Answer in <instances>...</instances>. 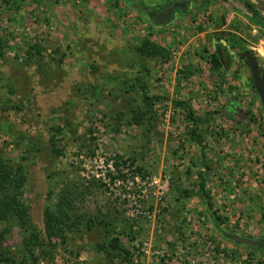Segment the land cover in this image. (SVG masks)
Segmentation results:
<instances>
[{
  "label": "rangeland",
  "instance_id": "1",
  "mask_svg": "<svg viewBox=\"0 0 264 264\" xmlns=\"http://www.w3.org/2000/svg\"><path fill=\"white\" fill-rule=\"evenodd\" d=\"M184 1L0 0V40L7 39L0 53V157L14 169L24 166L19 199L45 243L46 209L66 213V232L53 238V249L45 247L48 253L35 249L37 264H264V247L237 244L217 229L264 237V108L238 56L245 48L264 66V38L256 31L264 32V0H235L238 14L231 16L208 0L197 10L190 0L164 26L131 5L151 11ZM217 9L232 17L229 30L185 45L191 34L176 22L211 25ZM147 40L163 54L143 56ZM219 46L233 56L230 72L208 60ZM175 101L202 118L206 197L201 146ZM140 110L143 118L131 121ZM99 144L106 160L115 154L121 162L110 185L78 159L101 155ZM136 174L140 182L130 188L114 184ZM154 176L159 202L149 189ZM140 210L158 213L152 220ZM4 228L2 245L19 260L28 234L17 220L0 222ZM115 237L119 250L110 246ZM151 238L161 255L142 252Z\"/></svg>",
  "mask_w": 264,
  "mask_h": 264
},
{
  "label": "trees",
  "instance_id": "2",
  "mask_svg": "<svg viewBox=\"0 0 264 264\" xmlns=\"http://www.w3.org/2000/svg\"><path fill=\"white\" fill-rule=\"evenodd\" d=\"M161 9H153L151 10V13H157ZM5 41L7 39H2L0 40V53L2 54V50L5 44ZM4 43V44H3ZM37 50L39 48L37 47ZM247 50L245 48L242 49V51ZM140 51L143 52V56H151L155 54H163L164 49H162L160 46H157L150 41H146L144 45L140 48ZM223 51V52H222ZM241 52V51H240ZM233 56L228 52L227 48L222 49L220 46L216 49L215 53L210 54L208 56V60L211 63L212 67L214 70L222 69L224 72H226L228 66L232 62ZM248 66V62L242 58ZM249 67V66H248ZM253 89L254 86L252 85ZM255 91V89H254ZM256 92V91H255ZM257 94V93H256ZM144 100L146 102H149L152 100V97L146 95ZM175 106H184L185 109L187 110V118L192 125L193 129L190 130L189 135L194 140L197 142L200 146L201 149H204L203 146V136L200 132V125L202 118L199 117L196 113L194 108L189 105L188 102H183V101H175ZM144 114L143 112L137 111L135 112L133 119L131 121L134 122H139L143 118ZM203 166L206 171L210 169V166L208 164V161L206 160V154L203 151ZM125 163V162H123ZM126 164V163H125ZM117 168L119 169L120 163H117ZM27 180V173L24 168V166H18L16 169H14L11 166L6 165L3 163L1 157H0V222L6 221L10 222L12 220H17L21 228L27 233L25 237V247L27 253L24 254L19 260L16 259L13 253L7 251L2 245V239L4 236L9 232L8 228H4L3 231L0 232V264H37L39 261V256L36 255L35 249L39 248L40 251H43L46 253L47 251L44 250L45 247H47L49 250L54 248V243H52V240L54 237H58L59 235L64 234L67 230L64 228L63 222H64V217L65 212L61 211V213H57L54 211L52 208H47L45 212V233H46V243L42 240L41 238V231L38 230V228L33 224L30 218V207L21 202L19 199V193L20 190L22 189L23 185L25 184ZM207 183L208 180L206 177H202V182H201V189L203 194L207 195ZM66 201V197L61 196L60 198V203L63 204ZM59 203V208L58 210H63L62 205ZM101 225L104 227H107L109 223L105 222H99ZM87 228L91 229L93 226V222L89 221L87 222ZM74 226V225H73ZM216 226V225H215ZM217 229L221 232L222 235H224L227 238H230L234 235L231 233H228L219 227ZM264 238V237H262ZM51 241V243H49ZM233 241V240H232ZM119 239L115 237L113 240L110 242V246L114 250H119L121 249L119 246ZM234 242V241H233ZM236 243V242H235ZM101 249H106L104 244L99 245ZM51 248V249H50ZM259 247H256L258 249ZM48 250V251H49ZM125 253L130 254L129 250H126L125 248L122 249ZM48 253V252H47Z\"/></svg>",
  "mask_w": 264,
  "mask_h": 264
},
{
  "label": "built area",
  "instance_id": "3",
  "mask_svg": "<svg viewBox=\"0 0 264 264\" xmlns=\"http://www.w3.org/2000/svg\"><path fill=\"white\" fill-rule=\"evenodd\" d=\"M178 69V68H177ZM100 146V154L103 155H99V151L98 154H94V155H87V154H82L78 157L79 161L82 162V167H84V169H86L88 171L89 174H91L92 176L98 178V179H102L104 183L110 185L112 182L111 179V175L110 172H114L117 168V161H116V155L114 154L113 156H111L112 158H110V160H106V158L104 157L105 152L102 150V144H99ZM121 163V162H120ZM94 167L95 171H90L91 168ZM120 169V167H119ZM125 172V170H123ZM139 183L140 182V177L138 174H136V176H134V180L130 181H124V180H120V179H114V184L117 186H126L127 188H130V186H132L134 183ZM128 185V186H127ZM150 186V190H153L152 194L153 196L156 198V200L159 202L161 201L162 197L160 196V179L156 176L152 177V180L149 184ZM145 191H148V189H146ZM138 213L146 215L147 218L150 219H155L156 215L158 213L157 210H154V212L151 211H143L140 210L138 211ZM142 252L148 256L150 255H161V253H163L160 250H154L153 249V239H147L142 246ZM69 264V263H67ZM73 264V263H70Z\"/></svg>",
  "mask_w": 264,
  "mask_h": 264
},
{
  "label": "crops",
  "instance_id": "4",
  "mask_svg": "<svg viewBox=\"0 0 264 264\" xmlns=\"http://www.w3.org/2000/svg\"><path fill=\"white\" fill-rule=\"evenodd\" d=\"M204 1L207 0H196L195 2V6L193 8H197V10H199L201 4L204 5ZM235 0H208V5H216L218 6V8L220 7L222 10L229 12L230 16L231 15H235L238 14L237 10L232 8L233 4H234ZM254 1V0H252ZM184 2L187 3V5L189 6L191 4L190 0H185ZM198 5V6H197ZM187 6V7H188ZM205 6V5H204ZM195 10V11H197ZM216 21H214L213 23H211V25L208 23L206 24V26L204 27H198L196 23H194L192 20H188V19H181L180 21L178 20L177 26H179V28H182V30H184V28L186 29L185 32H187L188 34V38L191 39L188 40L186 42L185 45H192L194 47V44L196 45L197 43L201 42V41H206L209 36H215V34L219 33V32H225L229 30L230 27V23L232 22V17H225V15L223 13H220L219 10L217 9V11L215 12V17ZM243 24L247 25L248 21L247 19H245L244 17L242 18ZM217 23V24H216ZM174 37L177 36V39L181 40L180 38V33H184V31L182 32L181 30H176L174 32ZM174 41V39H172ZM169 43V42H168ZM215 44V42H213ZM223 52V51H222ZM232 62L231 64L228 66L226 72H230L232 70ZM192 71H195V69L193 68ZM239 143H236V145L238 146ZM203 151L206 154V160L208 161V156L206 153L205 148L202 150L201 149V158H203ZM203 161V159H202ZM205 169V168H204ZM203 177H206L208 180V175L207 172L205 170L204 174L202 175ZM221 229V228H220Z\"/></svg>",
  "mask_w": 264,
  "mask_h": 264
},
{
  "label": "water",
  "instance_id": "5",
  "mask_svg": "<svg viewBox=\"0 0 264 264\" xmlns=\"http://www.w3.org/2000/svg\"><path fill=\"white\" fill-rule=\"evenodd\" d=\"M255 1H257L259 6L260 5L263 6V0H255ZM186 6H187L186 2L175 3L172 8H169L166 11H162L161 13L156 15L153 18V22L158 26L167 25L171 23L174 19V15H173L174 9L184 8ZM134 7L137 9V8H140L141 6L138 4H135ZM147 11L148 9H145V12ZM256 31L264 38L263 31L259 29H257ZM238 56L244 58L248 62L249 70H250L252 80H253L254 89L257 92L259 99L261 101V104L264 108V66L262 68L260 67L257 57L249 50H244V51L239 52ZM231 240H233L237 244H246V245H251V246H255L259 248L264 247V238L252 239V238H244L239 235H233L231 237Z\"/></svg>",
  "mask_w": 264,
  "mask_h": 264
},
{
  "label": "flooded vegetation",
  "instance_id": "6",
  "mask_svg": "<svg viewBox=\"0 0 264 264\" xmlns=\"http://www.w3.org/2000/svg\"><path fill=\"white\" fill-rule=\"evenodd\" d=\"M175 3H178V2H174V3H172V5H170V6L166 7V8L161 9V10L158 11L157 13H151L150 10H148L147 12H145V9H144V8H141V7H140V8H137V9H139L140 11L146 13L149 17H152V19H153L156 15H158V14L161 13L162 11H166V10H168L169 8H172V7L174 6ZM131 5L134 6L135 3H131ZM173 15H174V18H175V16H176V9L173 10Z\"/></svg>",
  "mask_w": 264,
  "mask_h": 264
}]
</instances>
